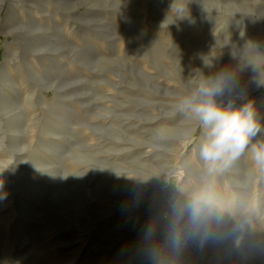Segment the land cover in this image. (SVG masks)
Wrapping results in <instances>:
<instances>
[{
	"label": "rangeland",
	"instance_id": "obj_1",
	"mask_svg": "<svg viewBox=\"0 0 264 264\" xmlns=\"http://www.w3.org/2000/svg\"><path fill=\"white\" fill-rule=\"evenodd\" d=\"M249 41L264 0H0V264H264V172L247 152L209 172L179 106ZM206 189L208 235L185 215L174 247Z\"/></svg>",
	"mask_w": 264,
	"mask_h": 264
},
{
	"label": "clouds",
	"instance_id": "obj_2",
	"mask_svg": "<svg viewBox=\"0 0 264 264\" xmlns=\"http://www.w3.org/2000/svg\"><path fill=\"white\" fill-rule=\"evenodd\" d=\"M236 61L214 75L199 74L195 87L181 98L180 108L193 117L203 129L198 145L199 157L209 172L218 167H227L245 152L253 168L264 172V142L253 143L255 137L264 131V123L257 115L254 102L238 92L240 77L251 70L252 82L264 88V51L251 41L239 51L232 53ZM191 84V83H190ZM223 97H228L225 102ZM246 102L237 106L236 99ZM216 200L210 190L193 194L178 212L177 221L171 231V243L179 247L184 242V228L179 219L186 215L189 235H208L207 222L212 216Z\"/></svg>",
	"mask_w": 264,
	"mask_h": 264
}]
</instances>
